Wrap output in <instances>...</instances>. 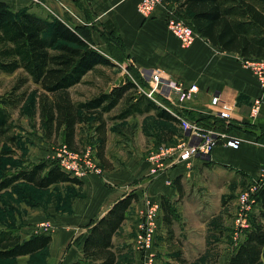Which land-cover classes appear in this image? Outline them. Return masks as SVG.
Segmentation results:
<instances>
[{
    "label": "crops",
    "instance_id": "obj_1",
    "mask_svg": "<svg viewBox=\"0 0 264 264\" xmlns=\"http://www.w3.org/2000/svg\"><path fill=\"white\" fill-rule=\"evenodd\" d=\"M4 1L15 12L28 10L43 18L54 15L72 27L85 28L96 48L107 55L115 65L122 67L126 63L134 68L142 84L145 80L143 74L154 70L170 73L187 87L198 85L199 91L192 94L171 93L165 96L157 93L156 99L144 95L169 113L171 110L182 111L192 120H197L203 128L214 129L240 140L238 147L219 143L213 149L209 160L196 159L190 163V167L185 163L177 166L168 173L172 179L171 185L167 184L164 176L150 181L145 194L157 201L165 200L167 205L166 210L162 206L161 225L168 227L164 218L166 211L173 212L170 215L171 225L176 220L180 223L190 220L186 208H190V213L195 217V213L199 211L195 210L203 208L202 201L212 194L210 192L214 187L221 189L223 193H230L233 192V182H237L242 188L243 183H246L247 187L252 182L264 180V99L260 114L255 118L250 116L253 100L262 94L255 74L244 64V57L238 52L221 50L198 32L193 44L187 48L183 47L179 38L167 26L170 10L173 13L171 3L165 0V3L159 5L154 14L146 19L138 12L139 0H42L41 3L32 0ZM174 4L177 7V3ZM3 74L7 73L0 76ZM124 80L125 77L108 80L107 86L101 87L100 90L109 92ZM91 83L85 84L93 85ZM217 95L220 97L219 102L212 105V99ZM124 106L122 103L112 114L116 115ZM218 109L229 110L231 117L218 115ZM151 115L157 116L159 121H156V124L164 129L163 136L167 137V140L177 137L172 133L180 129L176 118L159 116L155 108L130 114L125 118L108 120L105 156L110 168L105 166L108 171L104 178L91 173L81 179V184L74 183L84 187L86 197L76 199L72 204V214H66L62 218L61 227L50 233L54 258L50 264H74L77 261L96 264L83 255L85 238L94 220L105 215L116 201L132 193L124 189L125 185L135 183L143 177L146 180L151 165L146 158L147 149H143V141H146L144 121ZM130 120L138 123L135 144L128 148L132 155L127 156V167L114 169L106 153L110 141L109 126L111 122ZM153 138L151 136V139ZM58 141H63L61 136ZM154 143L153 141L150 148L155 146ZM110 182L114 186L111 187ZM180 189L182 192L187 189L189 197L192 192L193 198L189 203L178 200ZM135 193L138 200L130 206L127 218L113 236L114 249L117 251L116 264L120 258L124 259V264H141L138 259H131L133 253L136 258L139 256L134 245V236L139 213L144 206L142 190L137 189ZM261 208L262 203L259 202L255 206V212H259ZM22 237L25 239L29 235ZM68 246L69 250L64 253ZM139 257L141 259V256ZM162 262L161 260L157 264Z\"/></svg>",
    "mask_w": 264,
    "mask_h": 264
},
{
    "label": "trees",
    "instance_id": "obj_2",
    "mask_svg": "<svg viewBox=\"0 0 264 264\" xmlns=\"http://www.w3.org/2000/svg\"><path fill=\"white\" fill-rule=\"evenodd\" d=\"M174 1L177 10L190 17L194 30L214 46L238 52L244 59L264 58V0ZM113 65L112 60L96 48L85 28L72 27L54 15L43 18L28 10L15 12L6 1L0 0V74L20 71L24 74L18 78L12 94L0 100V192L13 188L19 181L38 188L59 182L82 183L81 179L63 171L56 161H42L16 170L10 169L5 162V158L19 148L18 136L11 133V109L18 107L27 96L22 88L28 82L40 89V116L46 137L58 140L61 136L69 148L79 150V126L92 123L98 139L97 157L108 168L105 156L108 120L151 108L157 109L159 116L175 118L140 93L137 83L128 78L109 92L101 89L85 100L75 97L73 89L79 84L90 83L86 78L90 73L98 72L103 76L100 66ZM104 79L107 81V77ZM122 103L125 106L113 115ZM255 196L262 208L251 215L250 227L236 242L228 264H260L264 256V184ZM136 200L135 192L126 195L91 223L82 248L86 259L96 264H116L113 236ZM162 206L167 209L165 200ZM171 214L173 212L166 211L164 215L168 230L172 224ZM51 242L48 232L32 233L24 239L13 229H1L0 258L33 255L47 249ZM173 258L176 263L163 261L160 264H188L182 252Z\"/></svg>",
    "mask_w": 264,
    "mask_h": 264
},
{
    "label": "rangeland",
    "instance_id": "obj_3",
    "mask_svg": "<svg viewBox=\"0 0 264 264\" xmlns=\"http://www.w3.org/2000/svg\"><path fill=\"white\" fill-rule=\"evenodd\" d=\"M166 1L173 5L175 17L191 24L190 17L184 11L176 10L174 0ZM100 69L104 73L103 76L98 72L90 73L87 76L88 81L92 82L93 85L82 83L73 89L76 98L85 100L97 94L101 87H106L108 80H116L118 77H125L137 82L140 93H143L142 89H146L145 86L148 85L140 83L136 70L126 63L122 67L114 64ZM22 75L24 74L20 71L0 76V100L4 96L12 94L13 87ZM104 76L107 77V81ZM22 90L27 91V96L18 107L11 109L13 124L11 133L18 136L19 140V148L5 158V162L12 170L42 161L48 163L55 161L56 151L64 143L63 141L48 139L45 135V126L40 116V89L38 86L28 82ZM156 121H159L156 115H151L144 121L146 123V141H143L145 142L143 149H147L146 158L152 150L161 145H175L184 134L180 127V129L172 132L177 137L173 140H167V137L163 136L164 129L157 125ZM137 127L138 123L133 120L110 123V141L106 153L110 164L114 165V169H122L128 166L127 156H129L128 154L132 155L128 148L135 144ZM151 136L154 138L151 139ZM78 139L80 144L78 151L83 156L88 153V150L91 152L90 158L101 169L99 174H94L104 178L108 170L105 167L106 164H101L96 156L98 139L92 123H82L79 126ZM153 141L155 146L150 148ZM144 178L125 185L124 189L132 192L137 189L142 190L144 196L150 185V183L145 182ZM142 183L144 186L140 188ZM109 184L111 187L114 186L111 182ZM240 188L241 186L237 182L232 183L233 192L231 191V194L223 193L221 189L216 187L212 188L210 192L212 194L202 201L204 202V204L202 203L203 208L200 207L195 210H199L195 213V217L190 213V208H186L190 220L185 223L176 220L169 230L161 225L162 208L155 241L157 263L161 260L176 263L173 258L174 255L182 252L187 258L188 264H227V258L236 246V241L232 238L235 228V215L239 194L246 188V183H243L241 190ZM179 192L178 200H181L182 203H189V200L193 198L192 192H190L189 197L187 189H183V192L180 189ZM85 197L84 187L72 182H59L47 188H38L26 181H19L13 188L0 192V228L16 230L24 237L30 236L32 233H53L61 227L62 218L66 214H72L73 202L78 198ZM199 219L203 221H199ZM42 223H48L49 229H45ZM137 230L138 227L135 236ZM69 248L70 246L66 247L64 253H67ZM139 256H141L140 253ZM139 256L136 258L135 253H133L131 259H138L142 264ZM52 257L53 246L51 245L33 255L0 258V264H50L54 260ZM123 262L124 259L120 258L117 264H124ZM260 264H264V259L261 260Z\"/></svg>",
    "mask_w": 264,
    "mask_h": 264
},
{
    "label": "built area",
    "instance_id": "obj_4",
    "mask_svg": "<svg viewBox=\"0 0 264 264\" xmlns=\"http://www.w3.org/2000/svg\"><path fill=\"white\" fill-rule=\"evenodd\" d=\"M32 1L35 3L42 2V0ZM164 3L165 0H139L138 12L144 18H150L156 8ZM167 26L179 38L183 47H190L197 37L194 28L182 19L175 17L174 12L172 13L171 10L167 16ZM244 64L255 74L262 91V94L256 97L251 105L250 116L255 118L261 112L264 99V58L244 59ZM143 76L148 82L144 80V84L148 85L145 86L146 89H141L150 98L156 99L157 93L166 96L171 93L184 95L199 91L198 85L192 84L187 87L166 71L153 70L144 73ZM219 98L218 95L214 96L212 105H217ZM170 112L178 121L184 134L175 145H161L149 153L147 160L151 167L145 182L150 183V181L152 182L154 179L164 176L166 177L167 184L171 185L172 179L168 173L177 166L185 163L190 167V163L196 159L209 160L213 149L219 143L230 147H238L240 144L239 139L229 137L214 129L203 128L197 120H192L182 111L171 110ZM217 113L224 118L231 117V112L227 109H218ZM90 153L88 150V153L83 156L78 150H73L63 143L56 151L55 161L63 171L72 177L83 179L88 174H99L101 172V169L90 158ZM263 184V179L252 182L239 194L235 215V228L232 235V238L236 242L240 240L244 232L250 227L251 215L255 212V206L258 204L255 195ZM142 186H144V183L140 185V188ZM143 200L144 206L139 213L138 230L134 239V245L141 255L142 264H157L155 241L162 202L154 200L147 194L143 196ZM42 226L45 229H49L48 223H42Z\"/></svg>",
    "mask_w": 264,
    "mask_h": 264
}]
</instances>
